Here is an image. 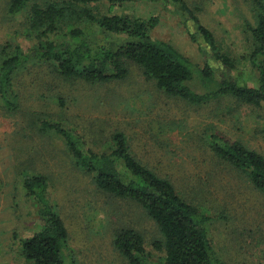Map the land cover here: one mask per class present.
Instances as JSON below:
<instances>
[{
    "label": "rangeland",
    "instance_id": "374dc122",
    "mask_svg": "<svg viewBox=\"0 0 264 264\" xmlns=\"http://www.w3.org/2000/svg\"><path fill=\"white\" fill-rule=\"evenodd\" d=\"M184 1L234 62L230 75L241 85L258 87L249 61L252 0ZM6 3L0 0V46L14 42L27 50L36 45L37 39L24 32L23 15L10 16ZM87 7L97 15L154 17L151 38L170 44L199 67L204 62L217 66L201 40L203 52L190 40L187 15L168 0H126L110 10L106 2L93 0ZM126 65L124 80L97 85L65 81L48 66L33 63L11 83L9 100L15 107L0 97V264H29L20 240L41 224L23 182L34 174L47 178L49 199L65 224L76 264H130L113 245L115 234L126 229L143 237L151 260L162 256L151 246L161 235L145 210L97 189L91 176L75 167L63 141L41 127L43 121L76 129L100 152L115 132L123 133L141 164L211 217L208 235L225 264H264V195L214 155L208 136L221 134L264 156V108L229 97L191 105L166 96L135 65ZM223 74L218 69L216 77Z\"/></svg>",
    "mask_w": 264,
    "mask_h": 264
},
{
    "label": "trees",
    "instance_id": "16d2710c",
    "mask_svg": "<svg viewBox=\"0 0 264 264\" xmlns=\"http://www.w3.org/2000/svg\"><path fill=\"white\" fill-rule=\"evenodd\" d=\"M91 1L7 0V13L23 15L25 34L37 39L36 45L27 50L14 42L0 46V97L7 106L16 105L9 100L12 81L33 63L48 66L65 81L101 85L124 80L130 62L163 94L188 104L201 106L229 97L264 108V0H252L255 24L247 26L252 41L249 61L258 74V87L241 85L230 75L234 62L184 0L168 1L187 15L193 30L188 32L190 40L203 52L201 40L216 67L209 62L199 67L170 44L151 38L156 18L97 15L87 7ZM99 1L106 2L110 10L126 0ZM218 69L224 72L220 77H216ZM41 127L63 141L75 167L91 176L97 189L137 203L157 226L161 238L151 246L162 255L158 262L150 259L138 232L126 229L115 234L113 245L130 264H225L208 235L211 217L200 206L181 198L169 180L141 164L123 133L115 132L100 152L74 128L47 121L41 122ZM208 136L214 155L243 174L253 189L264 195V156L221 134ZM48 186L47 178L40 174L23 182L27 196L37 207L41 225L20 240L21 255L29 264H76L68 252V232L49 199Z\"/></svg>",
    "mask_w": 264,
    "mask_h": 264
}]
</instances>
